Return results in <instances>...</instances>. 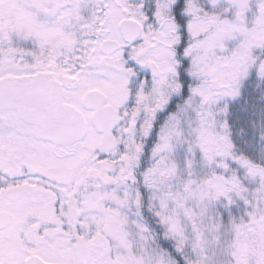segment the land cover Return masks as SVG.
<instances>
[{
    "label": "snow or ice",
    "instance_id": "1",
    "mask_svg": "<svg viewBox=\"0 0 264 264\" xmlns=\"http://www.w3.org/2000/svg\"><path fill=\"white\" fill-rule=\"evenodd\" d=\"M0 264H264V0H0Z\"/></svg>",
    "mask_w": 264,
    "mask_h": 264
}]
</instances>
